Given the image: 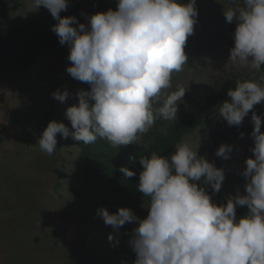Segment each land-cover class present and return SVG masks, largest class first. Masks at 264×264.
I'll use <instances>...</instances> for the list:
<instances>
[{"label":"clouds","instance_id":"1","mask_svg":"<svg viewBox=\"0 0 264 264\" xmlns=\"http://www.w3.org/2000/svg\"><path fill=\"white\" fill-rule=\"evenodd\" d=\"M30 3L34 11L43 6L57 21L51 30L68 47L71 64L66 72L89 85V90L77 92L78 103L65 110L73 131L49 121L39 137L42 152H55L57 134L84 144L101 138L122 147L141 140L157 118L176 121L186 89L178 85L170 94L164 90L172 87V73L186 65L184 47L194 31L196 0H116L115 10L91 14L87 25L75 16L60 15L68 0ZM223 15L236 25L227 64L260 72L264 0H242ZM51 95L63 103L69 93L57 89ZM162 96L161 106L154 110L153 103ZM227 97L219 116L239 127L254 105L264 104V83L237 80ZM251 122L252 156L245 159L241 172L245 194L228 196L226 203L216 204L205 190L210 186L213 193L219 192L225 176L222 168L198 155L199 133L195 143L181 141L167 157L155 152L140 157L137 190L148 197L147 216L141 219L127 207L115 213L97 210L115 231L126 223L136 224L127 242L135 253L133 264H264V131L254 111ZM239 135L243 138L244 133ZM232 150L221 144L215 155L228 160ZM120 171L128 178L136 175L126 167ZM238 206L248 210L239 218ZM108 239L113 240L111 234Z\"/></svg>","mask_w":264,"mask_h":264},{"label":"rangeland","instance_id":"2","mask_svg":"<svg viewBox=\"0 0 264 264\" xmlns=\"http://www.w3.org/2000/svg\"><path fill=\"white\" fill-rule=\"evenodd\" d=\"M5 1L9 21L0 29V39L14 28L53 19L43 6L34 11L30 0ZM74 1L79 2L81 22L87 25L89 6L100 0ZM241 3L196 0L194 31L184 47L186 65L182 71L172 73V87L164 90L170 94L178 85L186 89L176 121L189 116L202 118L201 124L181 141L195 143L199 133L198 155L224 170L219 192L213 193L210 186H205L210 196L245 194L241 172L246 167L245 159L252 156L249 148L253 145L249 133L227 143L233 148L230 159L215 155L219 146L212 144L209 130L222 117L219 110L207 114L206 96L218 93L228 78L264 83V66L255 72L227 64L236 25L226 22L223 11ZM67 56V45L59 43L44 48L30 65H16L0 74V264H133L135 259L127 242L136 224L126 223L115 231L103 222L97 210L105 208L115 213L127 207L143 219L148 199L135 200L132 195L110 191L103 173H109L114 163H102L91 171L81 159L82 142L57 134V149L52 155L39 148V137L49 121L64 123L73 131L65 110L78 103L79 90H89L88 84L66 72L71 64ZM57 89L68 91L65 102L51 95ZM162 100L163 96L153 103L154 110ZM176 121L157 118L149 132L132 145L147 147L157 130L165 131ZM174 151L175 147L167 156ZM89 155L87 161L92 166L94 159Z\"/></svg>","mask_w":264,"mask_h":264},{"label":"trees","instance_id":"3","mask_svg":"<svg viewBox=\"0 0 264 264\" xmlns=\"http://www.w3.org/2000/svg\"><path fill=\"white\" fill-rule=\"evenodd\" d=\"M182 3H187L188 0H181ZM109 8L115 10L116 0H100L96 4L89 6L88 15L96 12H104ZM62 17L75 16L78 23L81 22L80 4L74 0H68L66 11L60 13ZM9 21L8 5L5 0H0V29L4 28ZM57 21L52 19L51 22H43L38 24H28L22 28H14L12 33L3 39H0V74L16 65L28 66L36 57L43 51L44 48L59 44L57 35L51 30V27ZM74 27L76 25H73ZM236 78H228L222 85L220 91L216 94H208L206 96V111L207 114H213L219 110L221 104L228 100L227 91L235 87ZM261 116L262 124L261 131H264V106L262 104L254 105L253 110L249 111L242 124L237 126H229L222 118L214 123L209 130V137L214 146L227 144L232 140L240 138V133L244 135L251 133L252 112ZM202 122V118L198 116H189L182 118L170 124L165 131L157 130L154 133L153 140L145 146L127 145L122 147H113L108 141L98 139L89 144H83L81 159L84 164L92 171V167H101L102 163H114L110 172L103 173L106 183L109 185V190L115 193L132 195L135 200L147 198L138 190V177L142 166L139 164V159L142 156H150L155 152L158 155L167 157V154L173 150L175 144L179 143L184 135L195 129ZM87 154H90L94 160L90 166L87 161ZM132 157V159H130ZM121 167H126L130 171L136 173L131 178L125 177L120 171ZM226 196H211V199L216 204L226 203ZM247 206H238L236 208L237 218L247 213Z\"/></svg>","mask_w":264,"mask_h":264},{"label":"bare ground","instance_id":"4","mask_svg":"<svg viewBox=\"0 0 264 264\" xmlns=\"http://www.w3.org/2000/svg\"><path fill=\"white\" fill-rule=\"evenodd\" d=\"M39 263V262H38Z\"/></svg>","mask_w":264,"mask_h":264}]
</instances>
